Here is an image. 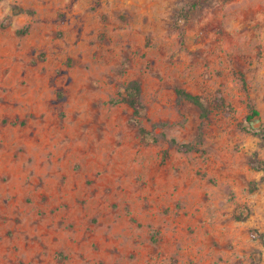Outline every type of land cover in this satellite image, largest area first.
<instances>
[{
	"label": "rangeland",
	"instance_id": "374dc122",
	"mask_svg": "<svg viewBox=\"0 0 264 264\" xmlns=\"http://www.w3.org/2000/svg\"><path fill=\"white\" fill-rule=\"evenodd\" d=\"M263 133L264 0H0V264H264Z\"/></svg>",
	"mask_w": 264,
	"mask_h": 264
},
{
	"label": "trees",
	"instance_id": "16d2710c",
	"mask_svg": "<svg viewBox=\"0 0 264 264\" xmlns=\"http://www.w3.org/2000/svg\"><path fill=\"white\" fill-rule=\"evenodd\" d=\"M140 91L141 87L137 80L129 81L123 89L122 100L132 109V113L135 117H139L142 109L144 108L141 99H140ZM177 97L180 100H186L193 105H195L199 109V117L201 119H206L209 115L210 109L204 104L201 97L197 94H192L182 88L176 89ZM257 111L251 109V113L246 116V120L250 119L253 115H257ZM139 133L143 135L145 130L142 127H139ZM201 128H199L198 134L196 136V140L200 141L201 139ZM264 138V133L262 134ZM172 142H174L172 140ZM178 148L183 151H192L198 150V147L193 143H182L178 144ZM262 170L264 171V161L262 162Z\"/></svg>",
	"mask_w": 264,
	"mask_h": 264
},
{
	"label": "water",
	"instance_id": "95a60500",
	"mask_svg": "<svg viewBox=\"0 0 264 264\" xmlns=\"http://www.w3.org/2000/svg\"><path fill=\"white\" fill-rule=\"evenodd\" d=\"M252 126H254V124H252Z\"/></svg>",
	"mask_w": 264,
	"mask_h": 264
}]
</instances>
